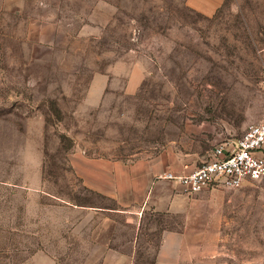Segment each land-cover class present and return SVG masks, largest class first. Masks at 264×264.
Masks as SVG:
<instances>
[{"label":"rangeland","instance_id":"374dc122","mask_svg":"<svg viewBox=\"0 0 264 264\" xmlns=\"http://www.w3.org/2000/svg\"><path fill=\"white\" fill-rule=\"evenodd\" d=\"M263 119L264 0H0V264H264V177L137 212L73 164L194 166Z\"/></svg>","mask_w":264,"mask_h":264},{"label":"crops","instance_id":"0c3cea01","mask_svg":"<svg viewBox=\"0 0 264 264\" xmlns=\"http://www.w3.org/2000/svg\"><path fill=\"white\" fill-rule=\"evenodd\" d=\"M223 1L186 0L189 6L206 14L213 13ZM261 152L264 154V147ZM73 164L86 188L113 199L124 210L137 212L145 208L157 211L172 209L184 194L173 191L176 182L159 178V175L164 171L183 173L197 166L168 150L128 162L79 155ZM167 180L175 184L170 183V187H166ZM100 256L98 264H131L129 253L113 248L104 249ZM32 261L31 264H60L44 252L36 253Z\"/></svg>","mask_w":264,"mask_h":264},{"label":"built area","instance_id":"2783aa9c","mask_svg":"<svg viewBox=\"0 0 264 264\" xmlns=\"http://www.w3.org/2000/svg\"><path fill=\"white\" fill-rule=\"evenodd\" d=\"M264 119L248 125L239 137L213 147L208 157L183 173L164 171L159 178L176 182L187 194L236 188L264 177Z\"/></svg>","mask_w":264,"mask_h":264},{"label":"trees","instance_id":"16d2710c","mask_svg":"<svg viewBox=\"0 0 264 264\" xmlns=\"http://www.w3.org/2000/svg\"><path fill=\"white\" fill-rule=\"evenodd\" d=\"M52 104H53V102H52Z\"/></svg>","mask_w":264,"mask_h":264}]
</instances>
